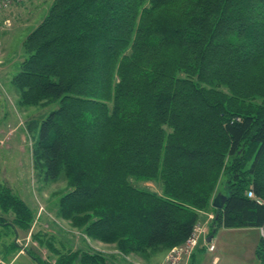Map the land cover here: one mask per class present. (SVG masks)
<instances>
[{"label":"trees","instance_id":"1","mask_svg":"<svg viewBox=\"0 0 264 264\" xmlns=\"http://www.w3.org/2000/svg\"><path fill=\"white\" fill-rule=\"evenodd\" d=\"M24 49L20 103L57 104L28 131L33 168L67 183L59 218L148 259L213 211L209 236L263 231L264 264V0H53ZM0 208L29 228L33 214L10 191ZM40 243L52 258L28 252L37 264H108Z\"/></svg>","mask_w":264,"mask_h":264},{"label":"rangeland","instance_id":"2","mask_svg":"<svg viewBox=\"0 0 264 264\" xmlns=\"http://www.w3.org/2000/svg\"><path fill=\"white\" fill-rule=\"evenodd\" d=\"M52 3L53 0L0 1V191H10L33 214L29 228L23 230L13 221L12 212H4L0 208V260L2 264H37L30 256L32 254L42 261H50L52 254L47 245L40 243L42 240L50 242L58 250H88L102 254L108 259V264H165L167 253L172 248L153 253L148 259L146 256V259L135 255L123 256L114 245L90 239L71 222L59 218L58 201L68 191L66 181L45 182L33 168L34 137L28 131V124L47 117L57 104L23 106L14 78L26 56L24 42L27 36L42 22ZM5 21H9L10 26L7 27ZM132 184L160 192L158 182L133 180ZM224 188L222 178L217 193L222 194ZM213 219V211L201 214L197 225L202 230L197 245L182 264H187L190 259L192 264H212L215 256L218 257L215 264H261L256 256L261 231L256 228H219L213 234L215 252L205 251L200 245L209 243L205 240L210 234ZM197 249L204 251L198 253L195 260Z\"/></svg>","mask_w":264,"mask_h":264},{"label":"built area","instance_id":"3","mask_svg":"<svg viewBox=\"0 0 264 264\" xmlns=\"http://www.w3.org/2000/svg\"><path fill=\"white\" fill-rule=\"evenodd\" d=\"M0 1L4 2L9 0H0ZM4 23L7 27L10 26L9 21H5ZM246 194L249 198H255L251 188L247 191ZM196 225L194 226L191 235L186 239V241L183 244H181L180 246H175L171 250H169L165 258V264H182L186 258H189L191 256L195 246L197 245L198 236L202 230L200 226L198 225L196 226ZM261 235L263 236L262 230H261ZM214 250H215L214 244H209L208 251L212 252ZM0 264H2L1 260H0Z\"/></svg>","mask_w":264,"mask_h":264},{"label":"crops","instance_id":"4","mask_svg":"<svg viewBox=\"0 0 264 264\" xmlns=\"http://www.w3.org/2000/svg\"><path fill=\"white\" fill-rule=\"evenodd\" d=\"M222 229H224V228H222ZM241 229H243V228H241ZM246 229V228H245ZM224 230H234V229H224ZM214 235L213 236H211V240H210V242L212 243V244H214V246H215V243L213 242L214 241ZM206 242H208V238H206V240H205ZM258 245V244H257ZM205 251H207V252H209V253H213V252H215V250H216V247H215V250L213 251V252H210V251H208V245H207V243L205 244V243H203V244H201L200 245ZM257 247V246H256ZM203 249H201V250H199V249H197L196 250V252L194 253V257H193V259H195L196 260V258L195 257H197V255H198V253H200L201 251H204ZM132 256V255H131ZM135 257V256H134ZM163 258V260H164V258H165V254H164V257H162ZM192 259V260H193ZM191 260V259H190ZM190 260H189V262L187 263V264H192V262H190ZM217 261H218V257H214V259H213V261H212V264H215V263H217ZM197 263H198V261H197ZM200 264V263H199ZM262 264V263H261Z\"/></svg>","mask_w":264,"mask_h":264},{"label":"water","instance_id":"5","mask_svg":"<svg viewBox=\"0 0 264 264\" xmlns=\"http://www.w3.org/2000/svg\"><path fill=\"white\" fill-rule=\"evenodd\" d=\"M226 197L223 194H218L212 200V207L215 209H222L225 203ZM211 240V236L208 238V241Z\"/></svg>","mask_w":264,"mask_h":264}]
</instances>
